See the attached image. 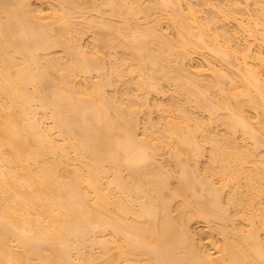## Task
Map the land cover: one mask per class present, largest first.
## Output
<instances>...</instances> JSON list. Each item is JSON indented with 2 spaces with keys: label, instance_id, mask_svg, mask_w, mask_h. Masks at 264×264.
I'll use <instances>...</instances> for the list:
<instances>
[{
  "label": "bare ground",
  "instance_id": "6f19581e",
  "mask_svg": "<svg viewBox=\"0 0 264 264\" xmlns=\"http://www.w3.org/2000/svg\"><path fill=\"white\" fill-rule=\"evenodd\" d=\"M225 1L0 0V264H264V0Z\"/></svg>",
  "mask_w": 264,
  "mask_h": 264
},
{
  "label": "rangeland",
  "instance_id": "374dc122",
  "mask_svg": "<svg viewBox=\"0 0 264 264\" xmlns=\"http://www.w3.org/2000/svg\"><path fill=\"white\" fill-rule=\"evenodd\" d=\"M31 2V4H32V8L33 9H37V11H39V12H41L42 10L44 11H42V14L43 15H49L50 14V9L51 8H53V0L50 2V0H30ZM193 2V3H191V2ZM197 1V2H196ZM200 1V2H199ZM201 1H203V0H188V1H186L185 0V2H186V7L184 6V9L186 10L187 9V5L188 4H190L191 3V5H189V6H191L193 9H195V10H193V11H196V9H197V11L196 12H198L201 8L203 9V6H201L202 5V2ZM217 1V2H216ZM219 1H221V3H222V1L224 2L225 0H219ZM218 0H210V1H208V2H210L208 5L209 6H207V4L204 6V9L201 11L200 10V12L197 14V16L199 17V19L201 20L200 22L201 23H203V22H205V19H204V21H203V18L201 19V17H203L204 15V18H206L207 17V14H208V8L210 7V9H209V11H211V9L213 8H211V6H215V5H217V4H221L220 2H219ZM262 1V0H261ZM50 2V3H49ZM189 2V3H188ZM214 2H216V3H214ZM225 2H227L228 3V1H225ZM199 3H200V5H199ZM241 3H243V6L246 4H244V2H241ZM248 3H250L251 4V2H248ZM195 4V5H194ZM223 4V3H222ZM248 5V7L246 8L247 10H250V12L253 10L252 9V4L251 5ZM192 5H194V6H197V7H193ZM240 5H242V4H240ZM247 5V4H246ZM50 6H52L51 8H49ZM243 6H241V7H243ZM198 7H199V9H198ZM207 7V8H206ZM251 7V8H250ZM49 8V9H48ZM245 8H244V10H245ZM250 8V9H249ZM171 9V8H170ZM169 9V10H170ZM252 9V10H251ZM52 10V9H51ZM172 10V9H171ZM247 10H246V12L245 13H241L242 14V16L245 14V15H248V14H246L247 13ZM173 11V10H172ZM187 11V10H186ZM49 12V13H48ZM171 12V11H170ZM169 11H168V13H170ZM174 12V11H173ZM172 12V13H173ZM249 12V13H250ZM44 13H46V14H44ZM176 13V12H175ZM210 13V12H209ZM253 11L249 14L250 15V17L252 16L253 17ZM87 14H91V16L93 15V13L91 12V13H87ZM97 13H94V16L96 15ZM170 15H173V14H171L170 13ZM244 15V17H245V20H247L246 18H249V15H248V17H246ZM239 16V15H238ZM240 17L241 16H239L238 18H239V20H240ZM243 17V18H244ZM241 19H242V17H241ZM238 20V21H239ZM243 20V19H242ZM203 21V22H202ZM250 21V20H249ZM168 24H170L169 22H168V20L166 19V21H164L163 20V23H161L160 25H162V26H160L161 27V30H163L162 32H164V34L167 32L168 33V35L171 37V36H173L174 37V34H175V30H171V29H173V27H171V25H168ZM230 22V23H229ZM229 22L228 21H226L225 23H226V25H225V23H223L224 25H225V29L227 28V30L229 31V32H231L230 34H232V35H236L235 37H236V39H235V42H237V41H239L238 43H239V45H238V43H237V46L235 47V49L238 47L239 49H241V48H244V46H250V45H248L247 43L251 40L252 42H254L253 40H254V37H253V39H252V37L250 36V37H247V36H249L247 33V36L244 34L245 32H244V30H243V28H237L238 26H239V24L238 23H236L235 21H233V22H231V19L229 20ZM244 22V24L246 23V21H243ZM206 23V22H205ZM204 23V24H205ZM237 24V25H236ZM246 25H247V23H246ZM220 26V25H219ZM218 26V27H219ZM223 26V25H222ZM169 28V29H168ZM239 29H241V30H243L242 31V33H241V30H239ZM231 30V31H230ZM233 31V32H232ZM174 32V33H173ZM237 32V33H236ZM238 34V35H237ZM242 34V35H241ZM244 34V35H243ZM167 35V36H168ZM91 36V37H90ZM168 36V37H169ZM237 36H239V37H237ZM170 37H169V39H170ZM242 37V38H241ZM247 37V39H245ZM83 38H85V39H83L82 40V45H83V47L85 46L86 48H88V49H90V50H88L87 49V51L90 53H92V51H93V47H94V40H92L93 38H92V35L91 34H87L85 37H83ZM172 38V37H171ZM249 38H251V39H249ZM239 39V40H238ZM237 40V41H236ZM242 40H244V41H246L247 40V42H244V41H242ZM249 40V41H248ZM91 41V42H90ZM93 41V42H92ZM242 41V42H241ZM250 41V42H251ZM259 41V40H258ZM257 40H256V42L255 43H257L258 42ZM251 42V43H252ZM260 42V41H259ZM258 42V44L257 45H259L258 47H257V45L254 43V45H256V46H254L253 44V46L252 47H254V48H252L251 46V49H252V52L251 53H257L258 52V50H259V52L260 51H262V53L264 54V46L262 45V46H260L261 44ZM251 43H249V44H251ZM241 44V45H240ZM244 46H243V45ZM246 44V45H245ZM90 45H92V47L90 46ZM90 47V48H89ZM241 47V48H240ZM261 47V48H260ZM85 48V49H86ZM256 48H258L257 49V51H256ZM207 50V49H206ZM255 50V51H254ZM54 52H56V53H58V52H60L61 53V51L60 50H55ZM204 52H206V51H204ZM203 52V54H205ZM196 53V52H195ZM208 53H211V51L210 52H208V50H207V55H210L211 56V54H208ZM203 54L201 55V54H199L198 53V55H196L195 54V56L193 57V55H194V53H193V55L192 56H190V58H191V62H189L188 61V65L190 66V63H192L191 64V66L193 67V65H194V67L193 68H196L197 69V71H198V69L200 70L201 68H199L200 66L202 67V70H203V68H205V70L207 69V66H206V63H207V61L210 59V57H208L207 55L206 56H203ZM213 56V55H212ZM198 57V58H197ZM203 57V58H202ZM205 57V58H204ZM207 58H208V60H207ZM212 58L213 57H211V60H212ZM214 58H215V56H214ZM111 59V58H110ZM202 59V60H201ZM205 59V60H204ZM216 59V58H215ZM212 60L211 62H212V64H211V62H210V60H209V64H211V65H214L215 64V66H213V67H215L216 69H219V70H223L224 69V67L226 68V69H224V70H227V65H229L230 66V60H229V64L228 63H226L224 60V62L227 64H225V63H223L221 60H219L220 58H217V61L219 60L220 61V63H216L215 61L216 60ZM130 62V61H129ZM205 63V65H204V63ZM131 63V62H130ZM130 63H127V64H130ZM201 63H203V64H201ZM221 65L222 66V68H221V66H218V65ZM131 65V64H130ZM199 67H198V66ZM206 66V67H203V66ZM218 67H217V66ZM189 67V69H193L192 67ZM227 66V67H226ZM231 68V67H230ZM232 69H234V67L232 68ZM259 70H262V71H260V73H262V77L264 78V65H263V68H258ZM235 70H236V68H235ZM192 71H194V69L192 70ZM196 71V70H195ZM204 71V70H203ZM94 77H95V74L93 75V77L91 78V79H89L90 81H93V80H95L94 79ZM229 77H231V76H229ZM232 78V80L234 79L233 77H231ZM231 81V80H230ZM228 82H229V80H228ZM228 82H227V84H228ZM230 83V82H229ZM231 85V84H230ZM164 86H165V88L164 89H166L167 87V89H166V91H167V94L166 93H164V95L163 94H159L158 96H157V94L156 93H154V94H151V95H149L148 96V101L147 102H149L148 103V106L149 107H147L145 110V112L143 113V115H144V117L141 115V124H140V127H139V131H138V133L139 134H141L142 132H143V129H144V123H146V119H147V116H149V114H150V118L148 117V119H150L151 121L153 120V121H155V122H153V123H157L159 120V112H158V110H157V108H155L154 109V107H156V106H154V105H159V104H161L162 102L164 103V101L165 100H167V101H165V103H167L168 101H170L171 100V97H172V95H171V93L170 92H172V90H171V87H169L168 86V84L167 85H165L164 84ZM109 91H111L112 92V89H110ZM169 92V93H168ZM111 94H113V92L111 93ZM155 95V96H154ZM161 95H163V96H161ZM165 95H167V96H165ZM169 95V96H168ZM171 95V96H170ZM165 96V97H164ZM155 97V98H154ZM164 97V98H163ZM170 99H169V98ZM160 98V99H159ZM168 98V99H167ZM157 99H158V101H157ZM163 99V100H162ZM162 101V102H161ZM153 102V103H152ZM154 102H156L155 104H154ZM161 102V103H160ZM159 103V104H158ZM162 103V104H163ZM153 104V105H152ZM247 108V107H246ZM149 109V110H148ZM148 110V111H147ZM151 110V111H150ZM248 110V111H247ZM250 110V111H249ZM153 111V112H152ZM246 111L248 112V113H250V114H247V116H249V118H250V115H252V117L254 116V114H255V112H254V110L252 111V109H250V108H248V109H246ZM146 112H149V113H146ZM151 112V113H150ZM155 112H156V114H155ZM254 112V113H253ZM151 114H153V115H151ZM147 115V116H146ZM252 117L250 118V119H252ZM143 118V119H142ZM145 118V119H144ZM156 119V120H155ZM158 120V121H157ZM144 121V122H143ZM143 122V123H142ZM143 126V127H142ZM215 126H217V125H215ZM222 125H218L217 127H215V130L216 129H220V128H222V130H224L225 128H224V126L223 127H221ZM219 127V128H218ZM224 128V129H223ZM221 130V129H220ZM220 130H217V132L219 131V132H222V130L220 131ZM140 131H142V132H140ZM239 138H240V136H239ZM241 141V140H240ZM205 153H207V152H205ZM208 154V153H207ZM207 154H205L204 155V157L203 158H205V159H201V161H200V163H199V168H200V170H203V168L205 167V163H207L208 161H206V160H208V158L206 159V157H208V155ZM164 158H163V157ZM162 156L160 155V158H159V160L162 162V161H164V163L162 162V164L163 165H165L166 163V165L167 166H165V167H167V168H170L171 170H172V168L174 169L173 170V173L174 174H176L177 172H178V170H177V168H176V165L174 166V164H175V161H174V159H173V157H171L167 152H165V156H164V153L162 154ZM173 160V161H172ZM166 161V162H165ZM170 163V164H169ZM204 163V164H203ZM202 165V166H201ZM169 166V167H168ZM174 166V167H173ZM204 166V167H203ZM176 172V173H175ZM177 175V174H176ZM225 194H227V192H225L224 193V196L223 197H225ZM194 224V226H193V228H192V230H193V233H194V238H195V240H196V242H197V245L202 249V248H204V249H202L203 251H205V252H207L208 254H212L211 256H213V255H215V256H213V257H216V254H217V252H218V250H216L215 248H219L220 247V241H221V239L219 240V238H221V236L219 235H217L216 234V231H214L213 229H211L210 227L211 226H209V225H207L206 223H203L202 221H196L195 223H193ZM212 230L214 231V234L213 233H211L212 232ZM214 238V239H213ZM219 240V241H218ZM201 241V242H200ZM200 242V243H199ZM213 243H214V245H213ZM203 246V247H202ZM219 246V247H218ZM207 250V251H206Z\"/></svg>",
  "mask_w": 264,
  "mask_h": 264
}]
</instances>
